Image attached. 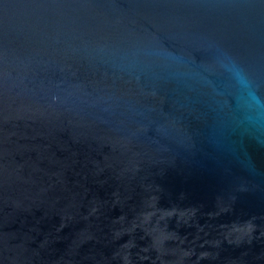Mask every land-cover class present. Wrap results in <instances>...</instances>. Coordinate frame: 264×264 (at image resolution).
<instances>
[{
	"label": "water",
	"instance_id": "1",
	"mask_svg": "<svg viewBox=\"0 0 264 264\" xmlns=\"http://www.w3.org/2000/svg\"><path fill=\"white\" fill-rule=\"evenodd\" d=\"M0 264H264V0H0Z\"/></svg>",
	"mask_w": 264,
	"mask_h": 264
}]
</instances>
